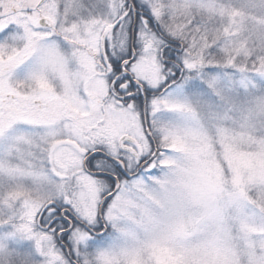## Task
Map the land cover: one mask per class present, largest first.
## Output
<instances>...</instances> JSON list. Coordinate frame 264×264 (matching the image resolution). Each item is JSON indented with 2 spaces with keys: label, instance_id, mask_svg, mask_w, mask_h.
I'll return each instance as SVG.
<instances>
[{
  "label": "snow or ice",
  "instance_id": "1",
  "mask_svg": "<svg viewBox=\"0 0 264 264\" xmlns=\"http://www.w3.org/2000/svg\"><path fill=\"white\" fill-rule=\"evenodd\" d=\"M0 264H264V0H0Z\"/></svg>",
  "mask_w": 264,
  "mask_h": 264
}]
</instances>
